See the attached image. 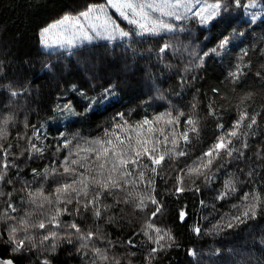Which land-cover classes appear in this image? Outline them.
<instances>
[{
  "label": "trees",
  "instance_id": "16d2710c",
  "mask_svg": "<svg viewBox=\"0 0 264 264\" xmlns=\"http://www.w3.org/2000/svg\"><path fill=\"white\" fill-rule=\"evenodd\" d=\"M205 1L221 4L219 14L209 23L195 19L170 33L48 51L41 43L43 28L106 0H0V128H6L7 133L0 145L8 150L10 164L0 184L5 193L0 196V215L8 202L17 208L9 213L15 220H0L1 257L16 264H42L45 259L51 264H264V17L248 18L256 7L246 9L244 5L252 0H241V6L234 0ZM256 3L264 14V0ZM164 45L168 47L162 52ZM233 72L239 73L238 79ZM246 93L252 98L240 105V97ZM108 94L112 96L106 101ZM242 109L257 121L248 129L245 120L240 132L246 135L231 138L232 146L243 156L220 151L213 154L207 168L200 169L202 175L189 173L188 169L207 163L204 154L232 129ZM168 112L171 116L155 119ZM7 116L12 119L5 126L3 118ZM144 119L151 125L137 128ZM170 119L174 122L166 123ZM189 119L196 122L197 131L191 130ZM185 131L187 143L181 135ZM113 132L121 139L132 137L133 146L139 132L140 138L150 141L145 147L150 151L155 147L152 154H165V159L153 173L154 165L147 156L134 157L139 164L128 166L133 173L126 178L129 183L123 190L102 193V214L96 217L93 208L85 210L83 204L99 191L92 186L91 177L101 171L107 175L110 164L99 169L95 153L79 151L77 145L98 148L91 142L115 140ZM67 140L71 143L65 148ZM244 142L247 148L242 147ZM33 144L43 152L31 151ZM180 151L185 155H177ZM85 156L87 160L81 159ZM72 160L79 163L73 165ZM145 164L147 168L142 167ZM64 167L84 175L66 173ZM139 171L144 172L143 181L137 176ZM77 178L85 180L89 196L61 194L57 201L55 189ZM229 180L235 191L228 187ZM178 187L184 190L178 192ZM40 189L52 203L42 197L35 204L30 202L29 191ZM8 193H12L10 200ZM246 193L248 200L244 199ZM253 193L259 194L261 203L254 218L244 217ZM149 196L161 207L155 216L152 213L157 205L147 199ZM67 198L72 203H67ZM140 198H144L143 208L137 206ZM65 208L67 212L61 211L57 217L60 228L48 224L56 209ZM181 213L185 214L183 220ZM24 217L30 223L44 221L48 227L19 233L33 239L25 241V250L14 252L7 228L19 226ZM71 223L84 235L96 234L86 241L87 247H81L85 241L74 229L64 227ZM149 223L162 233L170 232L174 242L167 238L156 242L158 236L147 227ZM50 231L70 234L72 243L67 239L41 243ZM95 248L108 260H100ZM153 248L158 250L153 252Z\"/></svg>",
  "mask_w": 264,
  "mask_h": 264
},
{
  "label": "snow or ice",
  "instance_id": "6c2138e0",
  "mask_svg": "<svg viewBox=\"0 0 264 264\" xmlns=\"http://www.w3.org/2000/svg\"><path fill=\"white\" fill-rule=\"evenodd\" d=\"M201 0H106L105 5H90L87 7L85 11L80 12L76 16H70L65 15L63 16L59 21L43 28L40 32V36L42 38V43L45 46H51L49 44V40L53 37H63V32H57L55 31L58 28H62L65 25L71 24L72 27H79V29L82 32L83 40L92 42L94 39L97 38H103L107 40H113L115 39V36L111 34L109 31L107 25L110 23L108 19H105V25H104V31L108 33L107 35H104L101 37V34L99 32H96L95 35L90 34L87 31H84L83 24L81 23V20H91V19H100L99 13H105L107 7H111L112 9H115L117 13L124 19L128 20L130 24L136 25L140 32L138 34L143 35L145 33L150 34H157L159 31H173V26L170 23H166L163 19V17H172L175 20H181L185 19L186 13L191 12L193 8L196 7V5L200 4ZM234 3L237 6H241V0H234ZM256 0H252L250 4L244 5V7L250 8V7H256ZM221 8L220 3H214V4H207L204 3L197 11L193 12V16L199 17L201 23H207L211 19H213L216 15L219 14V10ZM153 13L158 14L157 16H153ZM96 14V15H94ZM252 20L254 21L257 17L256 14H252ZM93 29L96 28V25H91ZM118 29V25H113L112 31H116ZM119 35L121 37H127L129 36L128 32H125L123 30H119ZM64 42H66L68 45L73 44V39L64 37ZM227 41H225L226 43ZM168 45H164L163 48H161V51L163 52L164 49H166ZM235 78H239L238 72H233L231 74ZM11 95L15 97L17 93L15 91L11 92ZM252 98L251 93H246L244 96L240 97V105H243L245 101H248ZM211 108V105L209 106ZM180 115H183L181 113ZM164 116H171V113H162L159 116H156L155 119L157 121L161 120ZM12 117L7 116L3 118V124L6 126L10 121ZM176 121L179 120V117L177 116L175 118ZM248 120L246 127L248 129H251L253 125L257 123L255 116H249L246 109H242L240 112L239 119L235 122L232 129L228 131L226 134L221 135L217 143L213 146V148L206 152L204 155L205 157H208L207 163H199L195 167H192L188 169L189 173L202 175L203 173L200 171L201 168H207L212 163V157L215 153L216 155H219L220 151H224L226 155L231 156L233 152H237L240 156H243V152L239 149H236L234 146H232V137H236L238 139H242L243 136L246 135V133L240 132V128L242 123ZM173 120H167L166 123L171 124L173 123ZM126 123V122H125ZM187 124L192 125V131H197L196 128V122L192 119L187 120ZM143 125H151V121L148 119H144L140 121V124L137 125V128L143 126ZM117 127H122V125H117ZM220 127H223L222 125ZM161 133H163V129L159 130ZM148 132H153V128L150 126L148 128ZM6 128H0V139H3L6 136ZM112 135L115 137V140L112 139H106V140H96L91 142L92 144L99 145L98 148L93 147H81L80 145H77V148L79 151L87 152V153H95V160L99 161L98 164L99 169L103 170L105 168L106 164H110L107 175H104L103 171L97 173V175L91 177L92 186L99 189V191H96L92 198L90 200H87L83 204V207L85 210L91 206L93 208L94 214L96 217L101 216V209L99 206V200L103 192H109L113 189L120 188L123 190V185H126L129 183V179L131 178L133 173L128 170V166H137L139 164V160L134 157H143L147 156V158L151 161L152 167L151 171L153 173H156V167L162 164V162L165 159V154H159L158 156L153 155L152 153L156 152V148L153 147L151 151L148 147H145L146 144H148L150 141L140 138V133L137 132V138L135 140V146L132 144V137H125V139H121L119 135H116L115 132L112 133ZM173 137L175 136V133H172ZM182 137L185 141V143L188 142V132L185 131L182 134ZM39 138V136H37ZM165 140H167V137H165ZM71 143V140H67L64 142L63 147L67 148L68 145ZM172 143L175 145L176 141L175 139L172 140ZM231 146V147H230ZM243 148H247L248 144L244 142L242 144ZM31 151L42 153L43 148L37 147L35 144L32 145ZM79 151H77L76 155H79ZM0 153L3 154L4 159L0 160V184L4 183L5 177L7 176V169L10 167V164L7 160V157L9 155V152L7 149H4L2 145H0ZM171 155L170 153H167ZM177 155L183 156L185 153L183 151H180L177 153ZM83 160H87L88 157H81ZM65 165L68 164L67 158L64 161ZM78 160H72L71 164L75 165L78 164ZM11 166L15 167V164L13 163ZM81 167H85V165H81ZM143 168H147L148 165H143ZM64 172L71 173L74 176L78 175L79 177H83L84 173L77 174L76 169L71 167H64ZM118 174V175H116ZM138 178L143 181L144 179V172L139 171L137 173ZM99 177V178H97ZM8 183H11V180L7 181ZM133 183L135 181H132ZM182 183V181H180ZM79 184L83 185L82 188H76L73 187V185ZM228 187L235 191V188L233 186V182L231 180L228 181ZM184 189L181 187L177 188L178 192H182ZM71 193H77L78 195H83L84 197L89 196V187L85 183L84 179L77 178L74 179L71 183H64L57 187L55 189V195L56 200L60 201L61 194H64L66 197H71ZM5 193L0 191V196H4ZM9 197V200L11 198L12 193L7 194ZM30 196V202L35 204L38 198H43L44 201H48L49 203H52V201L49 199V196L45 195L43 190L40 189L36 193H32L29 191ZM223 198V197H220ZM147 199L150 200L152 204L157 205L156 209L152 213L153 216H155L157 213L161 211V207L159 206V202L149 196ZM245 200L249 199V194H245L244 196ZM252 200L253 202L246 206L245 211L243 212L244 217L251 216L252 218L256 215V208L261 203V199L259 194H252ZM67 203H72L71 198H67ZM81 201L78 199L77 203H80ZM42 207L43 205H39ZM138 207L143 208L144 205V198L139 199V203L137 205ZM61 211L67 212V209H56V215H53L49 220L48 224H51L53 228L58 229L61 227V224L57 217L61 214ZM76 211L78 212L79 209L77 208ZM15 213L17 212V208L15 205H13L11 202L7 203V208L4 209L3 215H0V220L8 219V220H15L16 218L14 216H11L9 213ZM184 213L180 214L181 220L184 219ZM236 220L243 222L240 220V217H235ZM48 224H46L44 221H40L39 223H30L29 219L27 217L21 218L17 224L9 225L7 228V235H8V242L13 245L12 251L19 252L22 250H25V241L27 240L29 243H31L33 237L31 235H24L23 237H20L19 233H29V230L31 228H39V229H45L48 227ZM66 228H71L75 230V234H78V238L81 241H85V243L81 244V247H87L86 241L91 240L96 234L92 232H88L86 235L81 233L80 227L76 223H71L64 225ZM148 228L154 229L155 233L158 236L159 241L165 240L167 238L169 241L174 242V237L170 234V232H163L159 228H156L154 225L149 223L147 225ZM228 227H232V224L229 223ZM195 231L198 233L200 231L199 228H196ZM49 239H53L54 241L57 239H67L68 243H72V240L70 238V234H66L65 236H61L57 231H50L49 233L43 235L41 239V243L44 241H47ZM129 244H132V241H128ZM168 246H171L170 244ZM32 247H35L33 244ZM51 249L54 251L56 248V244L53 243L51 246ZM158 249L153 248L152 251L156 252ZM94 252L97 254L98 258L100 260L107 261L108 256L104 255L102 253V250L99 248H95ZM194 255V253H192ZM0 264H14L13 260H0ZM42 264H51V262L47 259H45ZM116 264H119V261H116Z\"/></svg>",
  "mask_w": 264,
  "mask_h": 264
},
{
  "label": "rangeland",
  "instance_id": "374dc122",
  "mask_svg": "<svg viewBox=\"0 0 264 264\" xmlns=\"http://www.w3.org/2000/svg\"><path fill=\"white\" fill-rule=\"evenodd\" d=\"M204 3L211 4L208 1L201 0V3L196 5V7L193 8L191 12L186 13L187 18H185V19L175 20L172 17H163V19L166 23H170L173 26L174 30L170 31V32L177 31L178 29L181 28L180 25H182L183 23H185L187 21L190 22L191 20H195V19L200 21L199 17L193 16L192 13L197 11ZM105 4H103V5H105ZM257 4L258 3H256V5ZM253 13L256 14V17H257L256 19L264 17V14L262 12H260V10H257V6H256V9L251 8V11H249V14H248V18L252 19L251 17H252ZM94 15H96V14H94ZM157 15L158 14L153 13L154 17ZM99 16H100V19H98V20L97 19H91L88 21L81 20V23L84 26L83 30L87 31L93 35H95L96 32H99L101 34V37L104 35H107L108 33H106L104 31V25H105V19H108L110 21V23L107 25V27H108L109 31L111 32V34L115 36V39L107 40V39H103V38H97V39H94L92 42H88V41L83 40V35H82V32L79 29V27H72L71 24H68V25L63 26L62 28H58L55 30L57 32H63V37H53L52 39H50L49 44L51 46H45L42 43V38H41V43H42L43 49L48 50V51L66 50V49L70 50V49H75L78 46L86 44V43L101 42V41H108V42L127 41L130 39L139 38V37L156 36V35H160V34H164V33H170L169 31H159L157 34L145 33L143 35H140V34H138L140 32V30L136 25L130 24L128 22V20L121 17L119 15V13H117L115 11V9H112L111 7H107L106 12L105 13H99ZM210 21H208L207 23H209ZM93 24L96 25L95 29H93L91 27V25H93ZM113 25H118V29L116 31H112ZM119 30H123L125 32H128L129 36L121 37L119 35ZM64 37H68V38L73 39V44L68 45L66 42H64ZM110 96H112V95L108 94L106 96V101L109 99Z\"/></svg>",
  "mask_w": 264,
  "mask_h": 264
},
{
  "label": "water",
  "instance_id": "95a60500",
  "mask_svg": "<svg viewBox=\"0 0 264 264\" xmlns=\"http://www.w3.org/2000/svg\"><path fill=\"white\" fill-rule=\"evenodd\" d=\"M9 259H10V260H13V259H11V258H3V257L0 256V260H9ZM13 261H14V260H13ZM14 264H16L15 261H14Z\"/></svg>",
  "mask_w": 264,
  "mask_h": 264
}]
</instances>
